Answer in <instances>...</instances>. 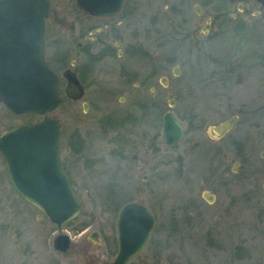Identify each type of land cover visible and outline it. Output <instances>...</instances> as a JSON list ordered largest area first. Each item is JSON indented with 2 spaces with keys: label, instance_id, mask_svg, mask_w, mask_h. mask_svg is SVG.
Here are the masks:
<instances>
[{
  "label": "rangeland",
  "instance_id": "rangeland-1",
  "mask_svg": "<svg viewBox=\"0 0 264 264\" xmlns=\"http://www.w3.org/2000/svg\"><path fill=\"white\" fill-rule=\"evenodd\" d=\"M74 1L52 4L77 24ZM123 9L140 17L123 29L125 54L118 58L112 48L98 62L46 21L51 35L61 36L46 49L51 68L60 75L75 59L83 76L86 66L96 73L78 100L60 85L62 104L53 114L61 164L82 206L61 227L51 223L15 192L0 156V264H111L117 214L129 202L145 205L155 222L127 264H264V6L126 0ZM123 65L134 75L124 84ZM167 111L184 126L173 145L162 141ZM2 113L0 135L14 122ZM233 115L238 119L222 137L208 134ZM93 231L98 241L89 237ZM59 233L71 239L67 252L53 247Z\"/></svg>",
  "mask_w": 264,
  "mask_h": 264
},
{
  "label": "water",
  "instance_id": "water-1",
  "mask_svg": "<svg viewBox=\"0 0 264 264\" xmlns=\"http://www.w3.org/2000/svg\"><path fill=\"white\" fill-rule=\"evenodd\" d=\"M264 6V0H256ZM123 0H76V6L93 15H111L121 7ZM48 0H0V100L18 114H39L42 119L31 125H21L0 137V155L15 192L36 207L50 222L61 227L81 210L69 176L60 161L61 129L50 114L62 104L58 89V75L50 70L43 58L45 18L49 13ZM195 9L200 13L199 8ZM54 19L58 23L64 21ZM5 32L24 33L14 44L3 40ZM7 49V50H6ZM6 50V51H5ZM178 73L177 69L173 70ZM67 80L64 93L72 99L83 96V86L75 73L65 70ZM165 78L161 79L166 85ZM169 106L173 100H169ZM86 109V104H84ZM238 117L233 115L208 128L214 138L230 130ZM162 141L173 145L183 134V124L172 111L162 118ZM264 189V187H263ZM208 202L214 195L203 193ZM154 216L148 208L135 202L123 205L116 219L117 253L111 264H127L145 246L154 225ZM89 237L98 241L96 231ZM58 252L72 247L66 233L53 239Z\"/></svg>",
  "mask_w": 264,
  "mask_h": 264
},
{
  "label": "flooded vegetation",
  "instance_id": "flooded-vegetation-1",
  "mask_svg": "<svg viewBox=\"0 0 264 264\" xmlns=\"http://www.w3.org/2000/svg\"><path fill=\"white\" fill-rule=\"evenodd\" d=\"M49 2H50V8H49V13L45 19V29H44V35H43V39H44L43 58H44L46 66L51 70L53 69L51 68L50 64L47 61L46 49H47V46L50 45V43L56 44V42H60L61 36L51 35V31L48 29L46 25V21L49 18H51L56 24H58L60 27L65 29V31L68 32V36L65 38L68 44L71 47L74 44L78 49L85 52L86 55L89 56L92 62H95V61L98 62V61L103 60V58L107 56V52L110 53V51H112V48H114L116 52V56L118 58L123 57L125 54V52L121 49L122 44H123V39H124L123 29L127 30L129 25L133 21H138V22L140 21V17L137 16L136 13H134V9L132 10L133 12L130 11L129 13H126L127 10L123 9V6L126 0H123L121 7L114 14L101 15V16L87 13L84 10L78 8L76 6V0H75L74 5H75V11L77 12V16H76V19L78 22L77 24L75 20L67 19L66 15L60 16L58 11L53 7L52 0H49ZM55 14L58 19H61L64 22L63 23L56 22L54 19ZM207 24L209 25V23ZM77 25L79 26V28H77ZM23 37H24V33L16 32L15 34L14 32H11V33L5 32L3 33L2 38L6 42H10V44H14L15 42H17L18 39L20 38L23 39ZM132 50H134V48ZM75 65H76V60L71 59L70 67H66L64 71L69 69L75 73L79 82L83 86V96H84L88 88L95 85L93 84V82L88 83L87 81L94 79L93 74H96V73L93 72L94 67L86 66L85 73H84L85 76H83L80 70L78 72L77 70L73 68ZM120 69H121L120 74H121L122 84H124L126 81L129 82L131 78L134 77L129 65L127 67L123 65V68H120ZM63 72L60 75L58 74L59 87L60 85H63V84L65 87L67 84V80L63 77ZM162 78L163 76L160 78V81ZM149 79L150 77H147L146 81H148ZM122 84L121 86H123ZM161 85H164V84L162 83ZM134 86L136 87V85ZM153 90L154 88L150 86L149 91L152 92ZM73 100H78V99H73ZM84 104H86V108H87V103L85 102L82 103V108L85 111L86 109H84ZM0 110L3 112L2 113L4 114L3 116L10 117L14 120V122H10L8 124L9 129H7L4 133H2L0 137L3 134H5L7 131L17 126L34 124V123L39 122V120L42 118V116L38 114H31V115L17 114L11 111L10 109H8L1 100H0ZM21 116L23 117L32 116L34 118H32L31 122L24 123V122L19 121ZM51 116H53V114ZM39 117L40 119H38Z\"/></svg>",
  "mask_w": 264,
  "mask_h": 264
}]
</instances>
